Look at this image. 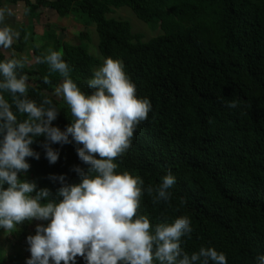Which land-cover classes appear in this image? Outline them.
<instances>
[{"label":"trees","instance_id":"trees-1","mask_svg":"<svg viewBox=\"0 0 264 264\" xmlns=\"http://www.w3.org/2000/svg\"><path fill=\"white\" fill-rule=\"evenodd\" d=\"M24 1L33 20L50 8L63 17L78 16L86 26L95 23L102 56L120 58L137 95L150 99L148 119L135 129L128 151L115 158L116 171L141 176L145 185H158L169 170L177 179L169 202L154 203V193L144 192L137 214L148 215L153 226L165 217L171 223L187 215L193 231L182 237V246L189 253L214 246L227 254L228 264H256L257 255L264 253V0ZM124 5L162 32L144 40L128 20L107 16ZM43 39L44 44L33 40L29 45L22 32L15 45L18 52L31 50V64L1 52L0 60L23 61L17 73L28 78L27 97L37 104L50 98L60 111L53 123L64 128L75 117L63 97L51 95L63 77L39 58L47 54L46 47L61 51L70 75L89 93L88 79L101 60L84 43L59 37L52 23ZM0 91L15 110L13 93ZM232 100L237 107L228 106ZM44 139L37 138L33 145L40 159L29 157L31 168L21 175L39 187H51L55 194L60 183L50 174H66L69 183L79 182L73 166L82 161L73 141L54 144L61 156L49 163ZM48 222L25 221L12 230L14 251L6 255L0 246V264L26 263L31 255L27 236L36 232V224ZM0 233L9 232L0 228ZM77 264L86 261L79 257Z\"/></svg>","mask_w":264,"mask_h":264},{"label":"clouds","instance_id":"clouds-1","mask_svg":"<svg viewBox=\"0 0 264 264\" xmlns=\"http://www.w3.org/2000/svg\"><path fill=\"white\" fill-rule=\"evenodd\" d=\"M10 7H0V47L9 48L20 33L5 24ZM51 71L63 77L55 88L70 106L74 120L62 128L54 124L60 111L50 98L40 104L27 97L28 78L18 75L21 59L0 60V90L14 95L12 104L0 91V228L11 233L25 221L41 220L36 232L27 236L31 255L26 264H228L227 254L214 246H201L189 253L182 237L190 236L191 218L180 215L174 222L152 225L148 215L137 214L144 192L153 202H169L176 176L168 171L161 183L145 185L144 178L131 172H117L116 157L132 145L135 129L148 119L152 104L137 95L120 58L106 57L88 79L92 91L81 90L70 75L71 67L58 50L39 58ZM49 82V77H44ZM238 102H228L230 108ZM17 112L27 114L20 120ZM43 136L44 156L56 163L61 156L54 144L75 141L82 164L73 166L81 177L69 183L66 174H50L60 187H39L22 178L31 168L29 157L40 159L33 147ZM264 264V253L256 257Z\"/></svg>","mask_w":264,"mask_h":264},{"label":"rangeland","instance_id":"rangeland-1","mask_svg":"<svg viewBox=\"0 0 264 264\" xmlns=\"http://www.w3.org/2000/svg\"><path fill=\"white\" fill-rule=\"evenodd\" d=\"M46 18L52 23V27L57 29L58 35L65 40H68L70 42H82L85 45H87L89 52L101 60V63L96 67L100 66L105 57L102 56L100 50H99V35L96 29V24L92 23L90 26H86L83 24L78 16L75 15H69L67 17H63L61 15H58V13L50 8L46 9ZM109 18H115V19H122V20H128L132 25V30L134 33H142L143 39L148 40L151 37L158 35L162 32L160 27L153 28L154 24L145 22L138 18L134 11L127 5L121 6V7H114L112 8V11L107 14ZM65 18V19H64ZM40 25H43L40 23ZM45 32V29H44ZM82 39H80V38ZM36 40V42H35ZM40 36L36 35L34 37V42L36 44H44L45 41L40 40ZM29 49V48H28ZM46 53H48V47L45 48ZM29 64L35 61V58H33L32 53H30L29 56H27ZM26 61V59H25ZM54 97L61 100L63 96L57 95L54 92L51 94ZM12 239V236L10 233H0V246H3L6 250V255H11V253L14 251L13 247L11 246V243L9 242ZM23 264H26L25 261L21 262Z\"/></svg>","mask_w":264,"mask_h":264},{"label":"crops","instance_id":"crops-1","mask_svg":"<svg viewBox=\"0 0 264 264\" xmlns=\"http://www.w3.org/2000/svg\"><path fill=\"white\" fill-rule=\"evenodd\" d=\"M1 7L12 8L13 14L7 16L4 23L11 26L15 31H18L20 35L22 34V32H26L27 38L29 40V45L33 43L34 37L36 35L40 36V40L44 41L43 38H44V33L46 32L47 24L51 23L46 18L47 17L46 15L43 16L39 20L31 19L29 8L27 7V4L24 0H17V1L3 0ZM40 23L43 25H40ZM44 29H45V32H44ZM20 35H19V38H20ZM19 38L15 39L12 46L9 48L0 47V52L7 57L13 54L14 56H17L16 58L22 57L24 60L26 59L27 64H29L28 62L29 60L27 56L30 55L31 50L28 49L25 52H18L17 49L15 48V45L19 42Z\"/></svg>","mask_w":264,"mask_h":264},{"label":"built area","instance_id":"built-area-1","mask_svg":"<svg viewBox=\"0 0 264 264\" xmlns=\"http://www.w3.org/2000/svg\"><path fill=\"white\" fill-rule=\"evenodd\" d=\"M0 7H1V5H0Z\"/></svg>","mask_w":264,"mask_h":264}]
</instances>
